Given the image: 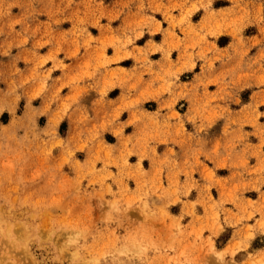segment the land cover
I'll return each mask as SVG.
<instances>
[{"label": "rangeland", "instance_id": "obj_1", "mask_svg": "<svg viewBox=\"0 0 264 264\" xmlns=\"http://www.w3.org/2000/svg\"><path fill=\"white\" fill-rule=\"evenodd\" d=\"M0 264H264V0H0Z\"/></svg>", "mask_w": 264, "mask_h": 264}]
</instances>
